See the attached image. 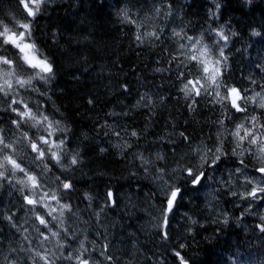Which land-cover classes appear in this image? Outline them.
<instances>
[{
	"label": "snow or ice",
	"instance_id": "6c2138e0",
	"mask_svg": "<svg viewBox=\"0 0 264 264\" xmlns=\"http://www.w3.org/2000/svg\"><path fill=\"white\" fill-rule=\"evenodd\" d=\"M253 3L243 0L248 9ZM54 8L55 0H15L0 16V190L19 194L7 205L0 199V264H192L182 250L204 228L201 203L212 222L224 227L233 221L239 227L252 217V233L258 230L264 240V50L237 80L231 46L240 33L222 22L223 0H212L207 27L198 32L184 23L178 0H152L151 8L145 0H117L115 22L130 34V48L149 51L152 83L144 78L146 90L137 91L132 104L123 103L132 95L127 80H116L104 105L113 107L101 110L103 122L97 114L91 135L78 133L60 107L48 109L61 66L37 32ZM249 29L250 40L264 39V21ZM57 35L51 33L53 46ZM235 51L243 57L247 48ZM77 62L91 63L87 56ZM68 74L75 81L83 75L78 69ZM173 99L177 105L183 101L184 123L172 117L164 131L157 126V110ZM202 101L212 114L206 123L197 119L206 116ZM98 103L90 95L88 110ZM138 116L146 123H138ZM97 149L101 157L111 153L123 162L135 191L129 184L122 199L111 181L103 190L81 191L76 174L86 175L85 161ZM145 183L149 191L142 199ZM191 194H197L196 207L184 212L182 236L172 224ZM140 211L150 217L146 225L125 226L126 218L142 220Z\"/></svg>",
	"mask_w": 264,
	"mask_h": 264
},
{
	"label": "trees",
	"instance_id": "16d2710c",
	"mask_svg": "<svg viewBox=\"0 0 264 264\" xmlns=\"http://www.w3.org/2000/svg\"><path fill=\"white\" fill-rule=\"evenodd\" d=\"M178 2L183 5L184 23L190 22V27L196 32L202 25L207 27L204 21L209 7L212 6V0H178ZM14 3L15 0H0V16H3L9 10L10 5H14ZM145 3L147 8L152 7V0H145ZM116 4L117 0H103V2L102 0H55L54 10L45 13L39 22L40 30L37 32V36L48 45L57 64L61 66L58 73L59 87L55 89L54 93H50L52 99L48 101V109L51 112L54 107H60L65 118L74 122L72 126L78 133L88 132L91 135L92 122L97 118L98 113L101 114V122H103L101 110L112 109V103H108L107 108L104 105L112 98V86L115 85L116 80H127L132 89V95L123 103L132 104L137 98V91L146 90L144 78H148L147 83H152V67L148 66L150 53L145 50L142 54H138L134 47L130 48V34H126L115 22L113 14ZM222 16V22L230 21L231 27L240 33V36L235 38L234 46H231L232 54L235 56L231 71L235 78L240 80L242 74L243 76L249 74L248 61L255 59L258 53L264 50V39L259 37L249 39V25L259 28L261 22L264 21V0H254L251 9L243 6V0H223ZM179 23L180 21L177 20L176 24ZM52 32L58 34V46H53L51 43ZM85 36L88 37L87 40L84 39ZM245 48H247V52L243 57L235 51ZM65 52L68 53L67 56L63 55ZM82 56L89 57L91 63L86 66L82 62L78 63L77 61H81ZM93 66L95 71L85 72V67L92 68ZM77 69L79 73L83 74L79 81L73 80L68 74L69 70ZM160 83L157 75L155 84L159 85ZM60 89H65V91L61 92ZM90 95L99 97L98 106L92 111L88 110L90 106L87 105ZM182 105V100L177 105L173 99L166 108L158 109L160 116L156 118L157 126L166 131L164 125L168 123L170 129L172 117H176L183 124L181 112L186 113L187 110L183 109ZM201 109L206 112V116L197 117V119L206 123L207 116L212 114L207 113L203 101ZM146 120L145 116L137 117V122L141 125L146 123ZM85 165L83 171L86 175L76 174L78 184L84 186L81 191L89 188L103 190L109 186V181H111V187L119 189L117 195L122 199L129 192V184L133 185L131 190L135 191V183L128 177L123 162L111 153H106L101 157L97 149L96 153H90ZM99 173H103V175L101 176ZM6 190H0V199L5 205L10 199L19 198L17 193L11 197L7 196ZM148 191L149 188L145 183V187L140 193L142 199ZM191 195V203L186 197L177 210L172 224V229L179 231L182 236L185 235L186 229L184 212L188 208L196 207L197 194ZM198 199L203 201L202 193L198 194ZM145 207L147 206L145 205ZM221 207H225V205L221 203ZM227 208L229 211L233 210L230 204L227 205ZM200 209L204 228H197L199 235L194 240L187 238L186 243L189 247L182 250V254L187 255L192 264H232L235 260L248 262V264H259L261 260H264V240L259 238L258 230L255 235L252 233L255 223L252 217H247L239 227L235 221L231 226L224 227L212 222L202 203ZM121 214L118 212L114 218L119 219ZM138 215L143 219L128 220L126 218L125 226L131 224L140 228L141 225H146L150 217L145 211H140ZM235 215H240L238 210ZM131 230L130 228L129 231ZM156 251L159 253L161 250L156 249ZM154 259L158 261L160 256L157 255ZM169 264H171V260H169Z\"/></svg>",
	"mask_w": 264,
	"mask_h": 264
},
{
	"label": "bare ground",
	"instance_id": "6f19581e",
	"mask_svg": "<svg viewBox=\"0 0 264 264\" xmlns=\"http://www.w3.org/2000/svg\"><path fill=\"white\" fill-rule=\"evenodd\" d=\"M201 9V8H200ZM5 194L7 195V196H9V197H11L10 195H9V191L8 190H6V192H5ZM15 193H13L12 194V196L14 195ZM18 194V193H17ZM223 204V203H222ZM229 206V205H228ZM229 208V207H228Z\"/></svg>",
	"mask_w": 264,
	"mask_h": 264
},
{
	"label": "rangeland",
	"instance_id": "374dc122",
	"mask_svg": "<svg viewBox=\"0 0 264 264\" xmlns=\"http://www.w3.org/2000/svg\"><path fill=\"white\" fill-rule=\"evenodd\" d=\"M17 187H19V186L17 185ZM5 189H7V187Z\"/></svg>",
	"mask_w": 264,
	"mask_h": 264
}]
</instances>
